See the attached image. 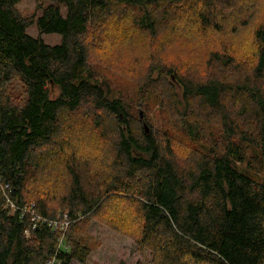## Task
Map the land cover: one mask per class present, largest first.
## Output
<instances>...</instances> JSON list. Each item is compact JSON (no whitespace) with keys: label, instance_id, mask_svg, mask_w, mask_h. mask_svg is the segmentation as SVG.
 I'll use <instances>...</instances> for the list:
<instances>
[{"label":"trees","instance_id":"obj_1","mask_svg":"<svg viewBox=\"0 0 264 264\" xmlns=\"http://www.w3.org/2000/svg\"><path fill=\"white\" fill-rule=\"evenodd\" d=\"M35 1L42 9L36 22L16 10L20 0H0V184L7 187L0 188V264H47L54 257L57 264L85 263L89 250L71 231L82 217L114 210L113 200L122 197L137 206L135 242L140 250L150 251L152 264H264V182L236 164L244 163L251 146L264 161V23L254 32L251 75L234 81L176 77L183 88L182 102L175 96V103H183L177 113L190 138L201 140L196 125L188 121L193 104L219 117L228 137L223 153L217 151L220 146L210 147L189 163L151 127L146 133L147 122L140 114L138 133L124 102L110 99L91 81L86 43L92 21L115 7L142 12L144 28L154 33L156 11L181 0H54L44 7L45 0ZM202 22L206 25L208 19ZM33 23L41 35H60L61 42L52 46L30 36L27 30ZM13 79L25 88L20 103L4 93V84ZM51 87L59 88L58 97H52ZM85 105L112 118L110 126L101 123L116 136L112 157L95 174L65 161L67 195L45 196L40 186L30 188L52 155L69 153L59 140L63 114ZM6 197L19 207L15 214L5 208ZM31 205V213L48 222L68 214L69 251L58 249L59 228L35 224L32 214H23Z\"/></svg>","mask_w":264,"mask_h":264},{"label":"rangeland","instance_id":"obj_2","mask_svg":"<svg viewBox=\"0 0 264 264\" xmlns=\"http://www.w3.org/2000/svg\"><path fill=\"white\" fill-rule=\"evenodd\" d=\"M52 2L45 0L42 6ZM175 6L156 11L154 33L144 28L142 12L115 7L111 14L92 21L86 43L93 72L91 81L101 85L110 99L124 102L138 133L142 113L154 135L165 140L182 162L192 163L210 147L220 146L217 151L223 153L228 137L224 136L219 117L193 104L188 121L196 125L194 130L201 134V140L190 138L177 113L183 103H175V96L179 102L183 99L179 80L234 81L251 75L255 68L254 32L264 23V0H181ZM16 10L34 22L42 14L35 0H20ZM204 17L208 19L206 25L202 22ZM27 33L41 37L48 45L61 42L60 35H41L35 23L30 24ZM49 89L53 98L58 97L59 88ZM6 92L15 103L26 97L18 79L4 84ZM63 118L59 140H63L69 153L52 155L38 173L37 185L30 182V188L40 186L45 196L68 194L70 177L64 169L65 161L68 165L82 164L85 173L95 174L102 172L103 162L112 157L116 136L101 127L103 122L109 126L112 122L105 112L85 105L76 112L64 113ZM257 150L251 146L244 163L236 164L264 182V161ZM112 207V211L104 209L75 224L71 237L89 250V256L85 263L73 260L71 264H152L150 251L140 250L135 242L134 232L140 224L137 206L130 198L122 197L113 200Z\"/></svg>","mask_w":264,"mask_h":264},{"label":"built area","instance_id":"obj_3","mask_svg":"<svg viewBox=\"0 0 264 264\" xmlns=\"http://www.w3.org/2000/svg\"><path fill=\"white\" fill-rule=\"evenodd\" d=\"M0 188L3 191L7 190V187L2 186V184H0ZM33 206L34 205H31V207H25L24 211L22 210L23 214H28V215L32 214L33 215L32 221L35 224H38L39 222H41V223L48 222L47 219H44L43 217L38 216L37 214L35 215V214L31 213V211H32L31 209L33 208ZM5 208L10 210L11 214H15L18 211L19 207L14 202H12L11 198L9 199L8 197H6ZM48 223H49L48 225L50 227H52L53 229L59 228L62 231V233L59 237V241H58V244H59L58 249H64L65 251H69L70 250L69 245H65V238H66L65 234H66L67 228L70 224L68 214L65 215L63 220L50 221ZM25 237L27 239H29V237H30V231L29 230H27L25 232ZM56 262H57V259H56V257H54L50 261H48L47 264H57Z\"/></svg>","mask_w":264,"mask_h":264},{"label":"water","instance_id":"obj_4","mask_svg":"<svg viewBox=\"0 0 264 264\" xmlns=\"http://www.w3.org/2000/svg\"><path fill=\"white\" fill-rule=\"evenodd\" d=\"M140 117H141V118L143 117L142 113H140ZM144 129H145L146 133L149 132V128H148V126H147L146 123H144Z\"/></svg>","mask_w":264,"mask_h":264},{"label":"bare ground","instance_id":"obj_5","mask_svg":"<svg viewBox=\"0 0 264 264\" xmlns=\"http://www.w3.org/2000/svg\"><path fill=\"white\" fill-rule=\"evenodd\" d=\"M30 231V230H29ZM30 236H31V233H30Z\"/></svg>","mask_w":264,"mask_h":264}]
</instances>
